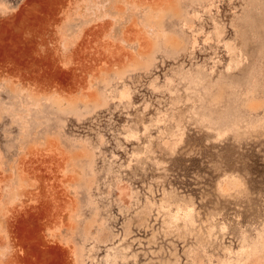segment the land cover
I'll list each match as a JSON object with an SVG mask.
<instances>
[{"label":"rangeland","instance_id":"374dc122","mask_svg":"<svg viewBox=\"0 0 264 264\" xmlns=\"http://www.w3.org/2000/svg\"><path fill=\"white\" fill-rule=\"evenodd\" d=\"M0 264H264V0H0Z\"/></svg>","mask_w":264,"mask_h":264},{"label":"bare ground","instance_id":"6f19581e","mask_svg":"<svg viewBox=\"0 0 264 264\" xmlns=\"http://www.w3.org/2000/svg\"><path fill=\"white\" fill-rule=\"evenodd\" d=\"M243 56V53L240 51V58ZM241 62V60L239 59V63Z\"/></svg>","mask_w":264,"mask_h":264}]
</instances>
